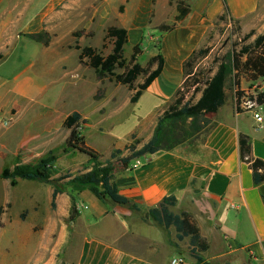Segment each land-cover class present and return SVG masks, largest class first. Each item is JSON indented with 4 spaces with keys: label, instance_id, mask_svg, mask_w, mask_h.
<instances>
[{
    "label": "rangeland",
    "instance_id": "obj_1",
    "mask_svg": "<svg viewBox=\"0 0 264 264\" xmlns=\"http://www.w3.org/2000/svg\"><path fill=\"white\" fill-rule=\"evenodd\" d=\"M199 1L0 0V35H6L2 51L6 53L14 48L13 54L0 65V103L10 98L9 77L17 67L16 58H20L28 76L48 85V90L38 99L48 105V135L41 132L35 139L21 142L20 134L27 129L26 117L14 125L12 118L0 115V119L9 121L0 126V264H61L67 255L77 252L82 234L71 226L79 215L78 193L89 191L85 187H73L69 181L89 170L91 163L85 155L65 146L68 131L61 124L66 115L74 111L80 113L84 120L80 135L100 154L101 162L110 161L115 171L135 169L131 161L137 157H128L141 146L143 137L137 135L143 130H146L145 135L153 131L157 117L173 101L181 85V67L171 65L132 102L143 78L138 77L132 89L110 77L97 79L93 69L84 63L86 60L79 62L77 47H91L106 56L112 48L111 41L104 39L107 28H123L128 35V44L123 50L125 61L129 60L132 47L137 45L136 62L144 67L149 58L161 54L163 49L169 53L175 51L168 38L186 26L184 19L175 21L182 10L186 9L192 17L200 14L207 18ZM217 17L204 22L206 30L195 48H209L202 63L210 62L248 32L242 31L236 20H218ZM170 26L174 29L164 30ZM35 31L44 33L43 39L49 40L47 45L23 37L24 33ZM121 72L122 68L115 65L114 73ZM241 82L251 91L257 88V82L246 83L243 78ZM161 93L164 95L160 98ZM227 95L234 109L236 106L238 111L244 110L242 105L235 104L233 91H228ZM242 95L244 92L239 90L238 99ZM247 98L243 103H260L253 94H248ZM37 125V131H42L41 125ZM211 125L200 133L205 135ZM199 138L201 136H193L189 141ZM29 145L35 148L27 149ZM117 150L120 152H115ZM48 152L55 156L58 169L53 177L58 179L56 185L60 193L56 195L54 206L51 205L53 184L17 179L11 186L8 180L1 178L3 169L33 162ZM62 226L68 231L64 242Z\"/></svg>",
    "mask_w": 264,
    "mask_h": 264
},
{
    "label": "crops",
    "instance_id": "obj_2",
    "mask_svg": "<svg viewBox=\"0 0 264 264\" xmlns=\"http://www.w3.org/2000/svg\"><path fill=\"white\" fill-rule=\"evenodd\" d=\"M223 2L242 31L264 29V0H200L207 18L186 13L182 19L188 24L168 38L175 51L169 53L163 49L161 53L160 75L171 65L182 70L184 60L202 40L206 30L204 22L222 13ZM37 32L40 31L28 33ZM5 37L0 35V65L14 52V48H10L3 53ZM15 63L17 67L9 77L10 98L0 103V115L12 118L14 125L26 117L27 129L19 140L31 141L41 132L48 135V105L44 100L38 101L48 85L28 76L20 58H16ZM256 82L257 88L252 91L240 82L239 90L245 95L235 100V104L242 105L248 94H264V78ZM159 95L161 98L164 94ZM259 110L264 115V103ZM37 124L42 131H37ZM210 124L206 134H196L201 138L193 142L137 157L140 166L135 169L114 170L119 191L136 204L139 211L104 204L90 192L78 193L79 215L71 228H78L82 237L78 239L76 254L67 255L61 264H169L176 255L183 257V264H196L188 254L189 237L178 241L173 226L163 229L144 220L146 211L167 196L176 200L170 208L172 213L186 212L194 219L200 236L208 245L201 253L206 264H264V182L253 183L251 170L240 161L239 152L240 136L248 137L252 156L264 161V124L256 123L248 111H236L230 100L217 110ZM145 132L137 135L143 137L141 145L152 134V130L146 135ZM66 231L62 226L63 242Z\"/></svg>",
    "mask_w": 264,
    "mask_h": 264
},
{
    "label": "trees",
    "instance_id": "obj_3",
    "mask_svg": "<svg viewBox=\"0 0 264 264\" xmlns=\"http://www.w3.org/2000/svg\"><path fill=\"white\" fill-rule=\"evenodd\" d=\"M188 11L182 10L175 21L181 20ZM218 20L228 19L227 6L223 2V11L217 17ZM174 26L165 27V31L173 30ZM44 33H24L23 37L43 45L47 40L43 39ZM105 40L112 43L110 52L103 56L91 47H83L79 50V62L87 64L93 69L97 79L110 77L117 83L133 88L138 77L143 82L137 85L135 94L131 98L135 102L141 92L145 90L153 80L161 73L163 57L160 53L152 56L142 67L136 62L139 54L137 45L132 47V53L126 62L123 50L127 44V32L123 28L110 26L104 36ZM209 52L208 47L194 50L182 64V82L174 94L173 101L156 119V124L150 139L142 144L130 157H140L146 154H154L163 150H171L185 143L200 133L210 124V117L223 106L228 97V91H233L238 100V91L241 79L247 82H256L264 78V29L256 32L249 30L243 36H239L226 51L214 56L208 63H202ZM115 65L122 68V72L115 74ZM260 104L264 103V94L258 95ZM84 120L78 112L68 114L62 127L68 131L65 146L85 155L91 163L90 169L76 175L69 181L73 187H85L94 197L104 204H113L126 207L130 211H139V208L130 199L125 197L118 189L114 181V167L110 161L101 162L100 154L87 146L80 135L81 125ZM120 152V151H115ZM240 161L251 170L252 181L255 185L264 182V161L254 158L251 154V142L248 137L239 138ZM113 157V155H111ZM55 156L48 152L43 157L33 162L18 163L12 168L2 170L1 178L8 180L11 186L17 179L38 181L54 185L51 205L54 206L56 195L60 193L56 185L58 179L54 175L58 173L55 167ZM173 196L163 197L154 207L149 208L145 214L147 218L158 227L167 229L173 226L176 231V239L181 241L189 237L188 254L195 259L196 264H206L201 253L208 248L207 242L199 234L194 219L186 212L174 214L170 208L175 205ZM70 216V220H72Z\"/></svg>",
    "mask_w": 264,
    "mask_h": 264
},
{
    "label": "built area",
    "instance_id": "obj_4",
    "mask_svg": "<svg viewBox=\"0 0 264 264\" xmlns=\"http://www.w3.org/2000/svg\"><path fill=\"white\" fill-rule=\"evenodd\" d=\"M234 100H236V98H234ZM242 108L245 111H248L252 114V117L256 121V123H258L259 125L264 124V115L259 110L260 104H256L254 102L252 103L245 102L242 104ZM235 109L236 111H238L236 106ZM8 122H9L8 120L0 119V126L7 125ZM139 165H140V160L139 158H136V160L133 161V168H137ZM183 263H184V259L180 255H176L169 260V264H183Z\"/></svg>",
    "mask_w": 264,
    "mask_h": 264
}]
</instances>
